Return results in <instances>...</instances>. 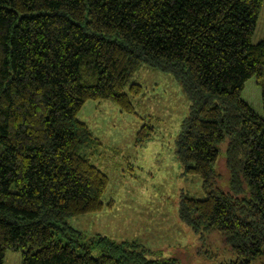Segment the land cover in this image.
I'll return each mask as SVG.
<instances>
[{
	"label": "trees",
	"instance_id": "obj_1",
	"mask_svg": "<svg viewBox=\"0 0 264 264\" xmlns=\"http://www.w3.org/2000/svg\"><path fill=\"white\" fill-rule=\"evenodd\" d=\"M264 0H0V264H180L149 249L86 236L65 218L103 208L108 178L89 158L100 145L77 113L89 99L134 112V72H170L189 99L175 139L182 173L205 198L181 196L179 218L219 231L236 258L264 257ZM261 85L262 113L241 97ZM145 120L135 144L149 140ZM226 175L215 169L221 148ZM220 179L225 181L219 184ZM259 264H264L260 262Z\"/></svg>",
	"mask_w": 264,
	"mask_h": 264
},
{
	"label": "rangeland",
	"instance_id": "obj_2",
	"mask_svg": "<svg viewBox=\"0 0 264 264\" xmlns=\"http://www.w3.org/2000/svg\"><path fill=\"white\" fill-rule=\"evenodd\" d=\"M264 6L256 19L251 42L263 37ZM264 83V71L262 75ZM132 80L142 87L133 99L134 112L121 111L109 100L89 99L77 113L100 140L89 158L108 178L102 196L103 208L65 218V223L86 236H107L117 242L136 243L149 249V258L177 257L180 264H219L234 260L219 231L194 233L178 215L181 196L205 198L197 175L182 173L175 155V139L181 121L189 111V99L172 73L156 68H138ZM262 85V84H261ZM261 85L250 77L241 97L262 113ZM145 120L154 131L144 144H135V135ZM224 147L215 165L224 177ZM225 181L220 179L223 186ZM19 250L6 249L2 264H21ZM264 262L261 257L255 264Z\"/></svg>",
	"mask_w": 264,
	"mask_h": 264
}]
</instances>
